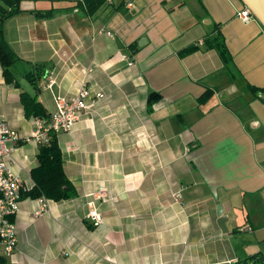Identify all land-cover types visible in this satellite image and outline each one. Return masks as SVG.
I'll return each mask as SVG.
<instances>
[{
  "label": "crops",
  "instance_id": "1",
  "mask_svg": "<svg viewBox=\"0 0 264 264\" xmlns=\"http://www.w3.org/2000/svg\"><path fill=\"white\" fill-rule=\"evenodd\" d=\"M19 8L2 22L17 86L0 64V120L30 134L21 92L47 115L56 94L85 86L104 96L87 98V113L55 134L76 195L23 194L17 247L1 264H264V27L237 17L240 1L21 0ZM37 153L33 141L13 145L22 193ZM98 185L108 196L94 226L85 202Z\"/></svg>",
  "mask_w": 264,
  "mask_h": 264
},
{
  "label": "built area",
  "instance_id": "2",
  "mask_svg": "<svg viewBox=\"0 0 264 264\" xmlns=\"http://www.w3.org/2000/svg\"><path fill=\"white\" fill-rule=\"evenodd\" d=\"M237 17L247 22L252 18L249 10L242 6L237 11ZM107 34H109L107 32ZM54 79L49 78L46 86L51 88ZM103 94L92 93L90 89L83 86L73 95L64 97L54 95V109L47 117H32L33 128L28 136L20 137L18 133L10 129L7 123L0 120V254L10 256L17 247L16 227L14 217L19 209L23 186L20 179L10 168V154L13 145L17 142H31L43 145L48 143L51 133L60 131L67 132L72 126L87 113L89 107L86 99L93 97L94 100H101ZM89 198L85 202V217L97 226L101 223V215L98 203L104 201L108 196L107 188L98 185L96 190L87 195ZM174 200L180 201V194L173 195Z\"/></svg>",
  "mask_w": 264,
  "mask_h": 264
},
{
  "label": "trees",
  "instance_id": "3",
  "mask_svg": "<svg viewBox=\"0 0 264 264\" xmlns=\"http://www.w3.org/2000/svg\"><path fill=\"white\" fill-rule=\"evenodd\" d=\"M20 1L0 0V64L4 80L14 86H17V83L12 73L8 70V66L16 61V55L8 47L4 39L2 22L21 11L19 8ZM51 12L52 10H47L46 12H37V14L44 16L49 15ZM195 49V46H189L183 50V53H189ZM26 76L36 92L39 76L32 72L27 73ZM20 97L24 114L27 117H47L44 107L35 99L34 94L21 92ZM30 175L33 180V186L29 191L22 193V195L25 194V196L31 198L42 197L53 201L69 199L76 195L74 187L64 174L62 154L55 133L50 134L48 143L38 146L37 166L30 171Z\"/></svg>",
  "mask_w": 264,
  "mask_h": 264
},
{
  "label": "water",
  "instance_id": "4",
  "mask_svg": "<svg viewBox=\"0 0 264 264\" xmlns=\"http://www.w3.org/2000/svg\"><path fill=\"white\" fill-rule=\"evenodd\" d=\"M245 6L252 17L264 27V0H239Z\"/></svg>",
  "mask_w": 264,
  "mask_h": 264
}]
</instances>
